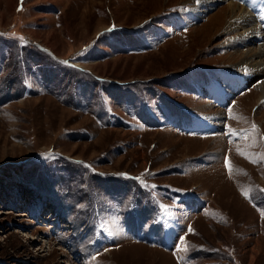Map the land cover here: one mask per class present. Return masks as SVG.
<instances>
[{
    "label": "rangeland",
    "instance_id": "obj_1",
    "mask_svg": "<svg viewBox=\"0 0 264 264\" xmlns=\"http://www.w3.org/2000/svg\"><path fill=\"white\" fill-rule=\"evenodd\" d=\"M202 4L0 0V264H264V79Z\"/></svg>",
    "mask_w": 264,
    "mask_h": 264
},
{
    "label": "bare ground",
    "instance_id": "obj_2",
    "mask_svg": "<svg viewBox=\"0 0 264 264\" xmlns=\"http://www.w3.org/2000/svg\"><path fill=\"white\" fill-rule=\"evenodd\" d=\"M221 1H225L227 4L229 2L226 8H223L219 11L220 13L215 15L217 22L223 19V25L218 32H225V35H229L224 46L236 50L234 54L237 55L238 68L247 72L246 75L251 77V81H256L258 78L264 79V34L261 30L264 29V20L260 25L256 24L253 15L250 14L251 11L248 12L246 9L228 0H202V5L207 9L212 4ZM244 1L253 4L257 12L263 10L264 0ZM201 12L202 10L198 14ZM239 47H244V50L241 52ZM235 89L233 88L228 92H232ZM258 90L260 91V95L256 102L264 100V81L258 85ZM215 118L219 117L210 116V120Z\"/></svg>",
    "mask_w": 264,
    "mask_h": 264
},
{
    "label": "snow or ice",
    "instance_id": "obj_3",
    "mask_svg": "<svg viewBox=\"0 0 264 264\" xmlns=\"http://www.w3.org/2000/svg\"><path fill=\"white\" fill-rule=\"evenodd\" d=\"M262 158H264V157H262Z\"/></svg>",
    "mask_w": 264,
    "mask_h": 264
}]
</instances>
